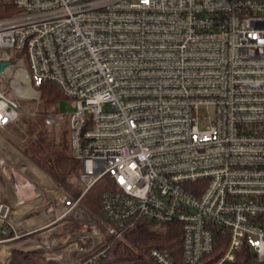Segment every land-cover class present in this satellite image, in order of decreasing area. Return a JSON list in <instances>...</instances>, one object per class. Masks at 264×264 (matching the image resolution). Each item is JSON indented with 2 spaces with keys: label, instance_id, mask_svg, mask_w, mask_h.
I'll return each instance as SVG.
<instances>
[{
  "label": "built area",
  "instance_id": "2783aa9c",
  "mask_svg": "<svg viewBox=\"0 0 264 264\" xmlns=\"http://www.w3.org/2000/svg\"><path fill=\"white\" fill-rule=\"evenodd\" d=\"M1 3L14 12L0 18V129L26 143L22 119L40 115L44 83L57 87L74 112L53 104L42 116L53 130L69 120L82 192L0 134L45 182L7 171L0 147L11 199L0 189V264L11 263V247L95 264L141 220L182 225L181 260L152 249L154 264H201L217 232L229 247L214 264L235 262L243 246L264 262V0ZM100 183L97 213L84 198Z\"/></svg>",
  "mask_w": 264,
  "mask_h": 264
},
{
  "label": "trees",
  "instance_id": "16d2710c",
  "mask_svg": "<svg viewBox=\"0 0 264 264\" xmlns=\"http://www.w3.org/2000/svg\"><path fill=\"white\" fill-rule=\"evenodd\" d=\"M13 12V9L8 8L6 4H0V18L7 17ZM39 90L45 111L51 105L67 99L57 87L49 83H44ZM28 129H31V133L35 132V127L30 126V124ZM12 144L54 181L71 191L72 181L79 173L81 162L71 156L69 131L66 127L62 130L57 144H54V139L49 137L46 131H42L39 138L33 137L26 143ZM99 197L100 195L98 199ZM109 245L106 257L95 264H154L150 259L152 249H159L173 260L180 261L183 253L182 225L178 222L159 225L148 220H141L124 235L123 239L111 241ZM228 247L227 237L217 232L215 248L211 254L203 258L201 264L219 262L224 257ZM10 264L58 263L48 262L40 258L35 252L14 250ZM225 264H264V262H260L248 246H243L237 252L235 262Z\"/></svg>",
  "mask_w": 264,
  "mask_h": 264
},
{
  "label": "rangeland",
  "instance_id": "374dc122",
  "mask_svg": "<svg viewBox=\"0 0 264 264\" xmlns=\"http://www.w3.org/2000/svg\"><path fill=\"white\" fill-rule=\"evenodd\" d=\"M59 108H60V111L65 114V115H70L71 113L74 112V108L72 106V103L70 102V100L68 99H64L62 101H60L59 103ZM22 105L24 107H26L27 109H29L30 111H34L35 110V105L32 101H24L22 102ZM52 106V105H51ZM50 106V107H51ZM49 107V109H50ZM48 109V110H49ZM47 111V110H46ZM43 108V105H42V108L41 110H39V113L40 115H38L37 117L35 118H23L22 119V123L20 124V126L28 133V135L30 136V138H39V134L42 132V131H46L48 134H49V137L55 139V137L60 136V134L62 133V130L64 129V127H66L68 129V124H69V120H66L62 127L60 129H57V130H53V129H48L45 127V124H44V120H43V116H42V113L46 112ZM33 126L35 127V132L34 133H31L30 130L31 129H28V126ZM0 134L5 136L6 138H8L10 140L11 143H14L15 145H19L21 143H19L18 141L14 140L12 137H9L10 133L7 131V130H1L0 129ZM0 139H3L0 137ZM4 140V139H3ZM11 146V145H10ZM14 148V147H13ZM15 149V148H14ZM7 152V151H5ZM10 156H11V153H8ZM43 173H46L44 172L43 170H41ZM26 176L29 177L34 183L38 184V185H42V184H45L44 181H41L40 179H38V177L36 175H34L32 172H30V170H27L25 172ZM22 178H21V181H20V186L22 187V189L24 191H27V192H30L28 191L29 189H31V187L24 181L22 182ZM0 189L2 190L4 196H5V181L3 179V176L2 174L0 173ZM105 188L103 186L102 183H100L98 186H96L85 198H84V202L90 207L92 208L95 212L97 213H101V204H100V201L98 199V196L100 195V193L102 191H104ZM70 191V190H69ZM72 191V192H71ZM71 193L74 194V195H80L82 190H81V187L79 186V183L78 181L74 178L73 181H72V184H71ZM26 192V193H27ZM12 193V192H11ZM8 203H10V201L6 198L5 199ZM11 252H12V257H13V251L14 250H20L18 249L17 247H11ZM20 251H25L27 252V250H20Z\"/></svg>",
  "mask_w": 264,
  "mask_h": 264
},
{
  "label": "bare ground",
  "instance_id": "6f19581e",
  "mask_svg": "<svg viewBox=\"0 0 264 264\" xmlns=\"http://www.w3.org/2000/svg\"><path fill=\"white\" fill-rule=\"evenodd\" d=\"M19 95L25 94L26 92L18 90ZM0 147L3 148L7 153H11V163H8L6 161H3V167L8 171L10 167L14 166L17 167V169L20 171V173L23 172V170H30L32 172L41 174V172L38 170V168L30 163L18 150L14 149L10 144H8L5 140L0 139ZM35 187V186H34ZM29 208L28 205H25L23 207H20L16 210L15 214L18 216L23 211L27 210Z\"/></svg>",
  "mask_w": 264,
  "mask_h": 264
},
{
  "label": "crops",
  "instance_id": "0c3cea01",
  "mask_svg": "<svg viewBox=\"0 0 264 264\" xmlns=\"http://www.w3.org/2000/svg\"><path fill=\"white\" fill-rule=\"evenodd\" d=\"M10 195H12L11 191L9 192ZM8 199L9 201L11 200L10 197L7 195V193L5 192V199Z\"/></svg>",
  "mask_w": 264,
  "mask_h": 264
},
{
  "label": "water",
  "instance_id": "95a60500",
  "mask_svg": "<svg viewBox=\"0 0 264 264\" xmlns=\"http://www.w3.org/2000/svg\"><path fill=\"white\" fill-rule=\"evenodd\" d=\"M7 65H8L7 62H3V63L1 64V67L4 68V67L7 66Z\"/></svg>",
  "mask_w": 264,
  "mask_h": 264
}]
</instances>
